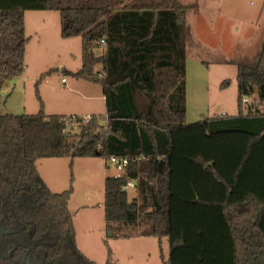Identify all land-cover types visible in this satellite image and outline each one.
<instances>
[{
	"label": "trees",
	"instance_id": "1",
	"mask_svg": "<svg viewBox=\"0 0 264 264\" xmlns=\"http://www.w3.org/2000/svg\"><path fill=\"white\" fill-rule=\"evenodd\" d=\"M188 8L181 0H0V89L25 72V12L58 10L61 36L83 41L82 67L64 71L101 83L106 102L105 115L75 116L79 133L68 129L74 116L46 113L38 91V113L0 115V264H99L78 247L73 186L52 191L37 167L97 152L130 158L125 175L105 180L111 231L167 237L165 264H264V42L254 58L232 61L238 114L187 123ZM245 96L254 97L247 113ZM105 264H118L111 252Z\"/></svg>",
	"mask_w": 264,
	"mask_h": 264
},
{
	"label": "rangeland",
	"instance_id": "2",
	"mask_svg": "<svg viewBox=\"0 0 264 264\" xmlns=\"http://www.w3.org/2000/svg\"><path fill=\"white\" fill-rule=\"evenodd\" d=\"M181 1L189 6L187 22L192 33L187 58L186 121L194 123L223 112L237 115L240 108L238 66L232 61L258 55L264 42V0ZM26 34L34 36L26 47L25 73L5 81L0 89V115L38 113L41 104L37 91L44 104L50 106L49 112L51 107H60L65 114L78 108L86 113L105 115L101 83L80 80L95 89L99 96L89 105L75 103L77 94L65 89L77 78L64 70L75 72L82 67L83 41L82 36L70 39L61 36L60 12L28 10ZM100 68L99 64L95 70ZM48 71L50 74L42 79ZM225 82L227 84L223 85ZM253 99L249 97V101L243 103L244 113ZM68 129L72 133L81 130L75 123L69 124ZM37 167L52 191L60 193L73 186L69 208L74 216L78 247L88 258L105 264L111 252L112 260L118 264H165L168 261L167 237L160 241L156 237L135 234L127 239L108 228L105 180L119 171L107 157L43 158L37 161ZM128 195L131 200L136 195L135 190L129 189ZM142 229L143 226L134 232Z\"/></svg>",
	"mask_w": 264,
	"mask_h": 264
},
{
	"label": "crops",
	"instance_id": "3",
	"mask_svg": "<svg viewBox=\"0 0 264 264\" xmlns=\"http://www.w3.org/2000/svg\"><path fill=\"white\" fill-rule=\"evenodd\" d=\"M25 20H26V32H27V11L25 12ZM37 31H39V29ZM35 33H38V32H35ZM33 36L34 35H32V37ZM32 37L31 36L29 37L28 44H29L30 39ZM28 44H27V46H28ZM61 68L64 69L63 66ZM70 71H72V70H70ZM80 80L81 79L77 78V79H75V82L71 83L68 88L65 87V89H67L68 91H71V92L77 94L78 99H74V102L75 103L76 102H78V103H87V105H89L91 101H95V100L99 99V96L96 94V90L93 89L92 87H90V85H86L85 83H81ZM88 82H91V81H88ZM101 92H103L102 99L105 101V96H104L103 89H102ZM105 106H106V102H105ZM51 108H52V110L49 112L50 106L47 103H45V111L49 115L61 114V115H66V116H78V117H82V118L91 117L92 115H95V114H92V113H86L84 110H78V108L73 110V112H68V114H65L60 107L59 108L51 107ZM223 114L228 115L227 113H224V112L221 115H223Z\"/></svg>",
	"mask_w": 264,
	"mask_h": 264
},
{
	"label": "built area",
	"instance_id": "4",
	"mask_svg": "<svg viewBox=\"0 0 264 264\" xmlns=\"http://www.w3.org/2000/svg\"><path fill=\"white\" fill-rule=\"evenodd\" d=\"M107 47H108V45H107L106 39L102 38V39L96 41L93 50L97 55L102 56L107 52ZM100 65H101V68L99 70H96L95 72H96L97 77L103 78L105 76V71H104L103 65L102 64H100ZM63 81H65V79H63ZM248 101H249V97L245 96L243 98V102L247 103ZM223 115H225V114H223ZM89 119H90V117L83 118L84 121H87ZM73 123L78 124L77 118L75 116L73 117L72 121H67L68 125L73 124ZM107 158H108L109 162L112 163L117 168V170L119 171V173L115 177H121V176L126 174L127 168L130 164V158L117 156V155H110ZM135 184H136V182L134 179H128V181L124 185L123 189L128 191L129 189L134 188Z\"/></svg>",
	"mask_w": 264,
	"mask_h": 264
},
{
	"label": "water",
	"instance_id": "5",
	"mask_svg": "<svg viewBox=\"0 0 264 264\" xmlns=\"http://www.w3.org/2000/svg\"><path fill=\"white\" fill-rule=\"evenodd\" d=\"M97 155L100 156V152H97ZM111 235H113V234H111Z\"/></svg>",
	"mask_w": 264,
	"mask_h": 264
}]
</instances>
